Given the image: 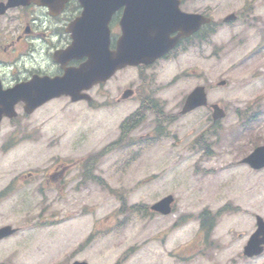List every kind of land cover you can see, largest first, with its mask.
I'll list each match as a JSON object with an SVG mask.
<instances>
[{
    "label": "rangeland",
    "instance_id": "374dc122",
    "mask_svg": "<svg viewBox=\"0 0 264 264\" xmlns=\"http://www.w3.org/2000/svg\"><path fill=\"white\" fill-rule=\"evenodd\" d=\"M181 7L218 21L204 41L150 67L125 68L92 88L90 102L55 99L29 115L18 106L14 120L1 122L0 191L15 181L0 197V226L20 228L0 241V262L264 264V252L242 256L255 214L264 218V168L236 163L264 142V0H181ZM231 12L237 17L223 23ZM198 84L208 104L226 109L217 124L208 105L179 113ZM127 87L135 94L120 100ZM140 96L155 110L97 162L105 186L84 183L75 164L65 184L43 189L47 170L116 140ZM169 193L173 212L152 213L149 205ZM203 209L217 212L209 231L200 228Z\"/></svg>",
    "mask_w": 264,
    "mask_h": 264
},
{
    "label": "water",
    "instance_id": "95a60500",
    "mask_svg": "<svg viewBox=\"0 0 264 264\" xmlns=\"http://www.w3.org/2000/svg\"><path fill=\"white\" fill-rule=\"evenodd\" d=\"M84 10H104V5L94 4L93 0H80ZM125 5L126 15L122 35L117 40L114 50L109 49V38L106 33L90 32L88 27L81 28L84 35L74 38V43L68 49L58 53V58L87 56V60L79 65L65 69L64 75L45 78L36 89L30 86L12 93L0 91V119L3 114L12 116L13 105L19 99L26 102L25 110L31 112L45 100L61 94L71 95L72 100L81 98L89 99L86 94H81L82 89H88L93 84L102 83L117 69L126 64L136 65L140 62L150 63L153 59L166 51L173 42L166 35L174 28L187 29V35L199 27L201 23L210 19L197 14H187L179 10V0H122ZM119 4V3H118ZM113 9V8H112ZM108 10V9H107ZM231 14L226 19H232ZM219 84H224L220 81ZM1 90V89H0ZM25 91V92H24ZM131 94L126 90L123 97ZM206 104V96L202 86L196 87L187 97L181 113H185L197 106ZM213 118L223 117L224 110L217 104L212 105ZM253 168L264 166V145L256 147L244 159ZM173 197L168 195L151 206V209L167 214L171 210ZM258 218V228L251 235L244 253L252 256L262 251L264 242V222ZM15 229L10 226L0 228V238L13 233ZM4 264V263H1ZM72 264H86L74 262Z\"/></svg>",
    "mask_w": 264,
    "mask_h": 264
},
{
    "label": "flooded vegetation",
    "instance_id": "af4514ba",
    "mask_svg": "<svg viewBox=\"0 0 264 264\" xmlns=\"http://www.w3.org/2000/svg\"><path fill=\"white\" fill-rule=\"evenodd\" d=\"M10 2L0 0V78L3 82L5 73L39 70L42 63L52 59L54 50L67 46L70 35L65 28L81 12L65 8L53 14L43 0ZM121 13L122 10H116L109 19L111 35L119 30ZM12 77L15 81L16 77Z\"/></svg>",
    "mask_w": 264,
    "mask_h": 264
},
{
    "label": "trees",
    "instance_id": "16d2710c",
    "mask_svg": "<svg viewBox=\"0 0 264 264\" xmlns=\"http://www.w3.org/2000/svg\"><path fill=\"white\" fill-rule=\"evenodd\" d=\"M142 109H138L133 115H131L129 118H127L121 125V139L127 134L128 130L136 121L139 119V114L141 113ZM208 213L206 210H204L201 213L202 218L207 221L208 219ZM204 220H202V225H204Z\"/></svg>",
    "mask_w": 264,
    "mask_h": 264
}]
</instances>
